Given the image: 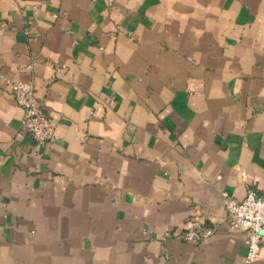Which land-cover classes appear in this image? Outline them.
<instances>
[{"label":"crops","instance_id":"0c3cea01","mask_svg":"<svg viewBox=\"0 0 264 264\" xmlns=\"http://www.w3.org/2000/svg\"><path fill=\"white\" fill-rule=\"evenodd\" d=\"M0 75L54 127L0 80V264H241L221 192H264V0H0Z\"/></svg>","mask_w":264,"mask_h":264},{"label":"built area","instance_id":"2783aa9c","mask_svg":"<svg viewBox=\"0 0 264 264\" xmlns=\"http://www.w3.org/2000/svg\"><path fill=\"white\" fill-rule=\"evenodd\" d=\"M105 1L110 5L113 0ZM0 80L6 83L13 101L23 110L20 120L21 129L35 142L50 141L54 134V127L49 114L44 109L43 102L36 96L33 85L21 80H10L1 75ZM221 196L229 228L246 234L244 240L246 252L241 264H252L259 257L260 242L264 232V192L248 188L242 199H237L227 192H221ZM213 231L214 226L196 222L186 227L180 237L184 241L198 244L209 237Z\"/></svg>","mask_w":264,"mask_h":264}]
</instances>
